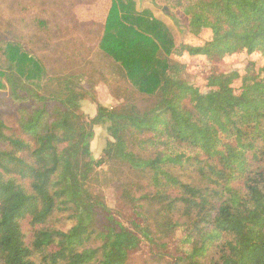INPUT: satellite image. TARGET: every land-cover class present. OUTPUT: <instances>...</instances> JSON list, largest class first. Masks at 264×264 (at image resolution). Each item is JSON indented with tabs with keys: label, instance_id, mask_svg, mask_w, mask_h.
I'll return each instance as SVG.
<instances>
[{
	"label": "trees",
	"instance_id": "1",
	"mask_svg": "<svg viewBox=\"0 0 264 264\" xmlns=\"http://www.w3.org/2000/svg\"><path fill=\"white\" fill-rule=\"evenodd\" d=\"M152 1L179 43L135 0H55L53 64L0 26V264H136L145 240L170 264H264V0ZM241 54L263 63H213Z\"/></svg>",
	"mask_w": 264,
	"mask_h": 264
},
{
	"label": "rangeland",
	"instance_id": "2",
	"mask_svg": "<svg viewBox=\"0 0 264 264\" xmlns=\"http://www.w3.org/2000/svg\"><path fill=\"white\" fill-rule=\"evenodd\" d=\"M139 9H150L154 15L166 22L172 32L175 42L179 43L184 33V20L178 12L173 11L169 6L156 4L152 0H135ZM56 4V5H55ZM168 10L164 11V7ZM42 11V12H41ZM43 18H41V17ZM64 11L57 5L55 0H0V26L4 31L22 33L30 40L35 52H48V62L56 63L58 59L53 56L57 42L64 37ZM89 25V24H88ZM254 60L261 65L262 59L258 54L248 57L245 54L228 56L221 60H215L219 70L223 73L231 71L244 72L249 60ZM183 62L188 64L189 73L196 74L201 66L206 67L202 60H193L187 55L182 57ZM201 65V66H199ZM88 80V79H87ZM98 81V82H97ZM94 86L93 96L106 106L114 105L111 93L104 82L91 79L85 82V87L90 90ZM209 89L202 88L203 93ZM87 94L81 101L82 110L90 116L96 113V105ZM107 141L106 125L95 126V135L91 142V149L95 158L100 157ZM108 202L111 206L116 204V195L113 188L105 189ZM134 263L143 264H170L171 258H162L156 249L149 246L147 240L143 241L140 250L133 256Z\"/></svg>",
	"mask_w": 264,
	"mask_h": 264
},
{
	"label": "water",
	"instance_id": "3",
	"mask_svg": "<svg viewBox=\"0 0 264 264\" xmlns=\"http://www.w3.org/2000/svg\"><path fill=\"white\" fill-rule=\"evenodd\" d=\"M167 10H168V8L165 6V7H164V11H167Z\"/></svg>",
	"mask_w": 264,
	"mask_h": 264
}]
</instances>
